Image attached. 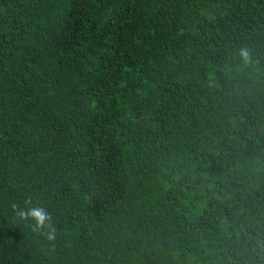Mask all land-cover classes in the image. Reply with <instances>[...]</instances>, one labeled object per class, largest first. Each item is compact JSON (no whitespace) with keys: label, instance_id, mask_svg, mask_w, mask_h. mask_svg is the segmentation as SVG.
Listing matches in <instances>:
<instances>
[{"label":"trees","instance_id":"obj_1","mask_svg":"<svg viewBox=\"0 0 264 264\" xmlns=\"http://www.w3.org/2000/svg\"><path fill=\"white\" fill-rule=\"evenodd\" d=\"M0 264H264V0H0Z\"/></svg>","mask_w":264,"mask_h":264},{"label":"clouds","instance_id":"obj_2","mask_svg":"<svg viewBox=\"0 0 264 264\" xmlns=\"http://www.w3.org/2000/svg\"><path fill=\"white\" fill-rule=\"evenodd\" d=\"M240 55L243 56L245 60H247V50L241 49ZM19 214L21 216L31 217L37 228L44 227L46 225V221L48 220V213L44 211L42 207H31L27 210V212L21 211ZM50 238L52 237L50 236Z\"/></svg>","mask_w":264,"mask_h":264}]
</instances>
